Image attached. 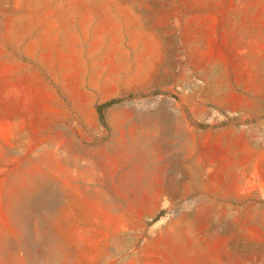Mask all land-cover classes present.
Instances as JSON below:
<instances>
[{
    "label": "rangeland",
    "instance_id": "1",
    "mask_svg": "<svg viewBox=\"0 0 264 264\" xmlns=\"http://www.w3.org/2000/svg\"><path fill=\"white\" fill-rule=\"evenodd\" d=\"M0 264H264V0H0Z\"/></svg>",
    "mask_w": 264,
    "mask_h": 264
},
{
    "label": "trees",
    "instance_id": "2",
    "mask_svg": "<svg viewBox=\"0 0 264 264\" xmlns=\"http://www.w3.org/2000/svg\"><path fill=\"white\" fill-rule=\"evenodd\" d=\"M115 104H117L116 101H111V102H109V103H107V104H105V105H103V106H99V107H97V112H98V114H99V116H100V120H101L102 123H104V111H105L106 109H108V108H111V107L114 106ZM156 221H157V220H156Z\"/></svg>",
    "mask_w": 264,
    "mask_h": 264
}]
</instances>
